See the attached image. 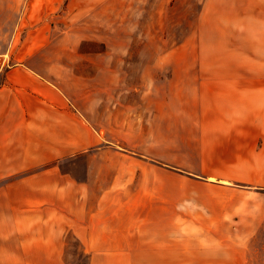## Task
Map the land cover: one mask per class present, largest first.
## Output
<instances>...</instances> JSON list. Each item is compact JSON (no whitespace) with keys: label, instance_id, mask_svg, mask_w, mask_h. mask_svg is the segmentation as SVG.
<instances>
[{"label":"crops","instance_id":"obj_1","mask_svg":"<svg viewBox=\"0 0 264 264\" xmlns=\"http://www.w3.org/2000/svg\"><path fill=\"white\" fill-rule=\"evenodd\" d=\"M46 37L0 51V264H264V102H135L99 127Z\"/></svg>","mask_w":264,"mask_h":264},{"label":"rangeland","instance_id":"obj_2","mask_svg":"<svg viewBox=\"0 0 264 264\" xmlns=\"http://www.w3.org/2000/svg\"><path fill=\"white\" fill-rule=\"evenodd\" d=\"M42 34V49L63 57L50 77L84 111L98 102L99 127H108L104 111L132 115L135 102H264V0H0V51ZM163 157L153 162L172 178L197 177ZM65 257L87 264L89 254Z\"/></svg>","mask_w":264,"mask_h":264}]
</instances>
